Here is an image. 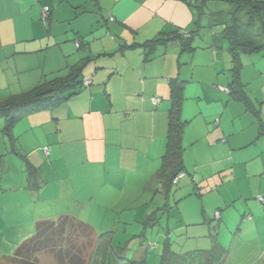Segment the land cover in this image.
I'll list each match as a JSON object with an SVG mask.
<instances>
[{
	"label": "crops",
	"instance_id": "1",
	"mask_svg": "<svg viewBox=\"0 0 264 264\" xmlns=\"http://www.w3.org/2000/svg\"><path fill=\"white\" fill-rule=\"evenodd\" d=\"M232 8L221 0H0V102L82 60L92 80L59 106L22 115L9 136L0 119V257L40 219L69 215L108 231L112 222L100 218L131 191L152 196L166 150L168 83L180 77L188 121L180 180L214 186L221 225H212L205 198L204 221L217 236L222 223L233 233L229 246L216 239L219 264H264V51L242 56L249 109L229 91L231 57L220 38ZM88 11L99 16L88 20ZM206 20L210 30L200 33ZM175 31H198L195 50L176 38L144 60L142 44Z\"/></svg>",
	"mask_w": 264,
	"mask_h": 264
},
{
	"label": "trees",
	"instance_id": "2",
	"mask_svg": "<svg viewBox=\"0 0 264 264\" xmlns=\"http://www.w3.org/2000/svg\"><path fill=\"white\" fill-rule=\"evenodd\" d=\"M221 1L233 7L230 18L224 22L220 33V38L228 43L231 57L229 91L251 108L250 97L245 91L240 72L244 65L242 59L244 54L264 51V0ZM47 20L48 17L43 21ZM198 34V31H175L170 38L151 39L142 44L145 49L144 60L150 61L158 56V47H163L165 50L168 42L176 38L182 41L184 51H194L196 46L193 41ZM76 46L80 48L84 43L78 40ZM87 60L60 69L51 75L44 74L33 88L0 102V117L6 121L4 133L9 136L11 129L22 115L53 109L78 94L83 87H89L92 80L84 78V66ZM186 83L187 81L180 77L171 78L168 83L170 97L167 108L166 150L161 156V165L157 172V178L160 180L159 188L164 189L166 203L148 215L144 222L146 224H154L159 220L161 211L171 208L169 196L175 184L179 182V178L186 172L183 136L188 121L182 117ZM153 102L158 105L161 99L153 97ZM262 133L264 134V128ZM44 152L49 155V148L44 147ZM29 172L34 177L35 169L30 167ZM158 190L160 189H155ZM217 245L215 240L212 249L218 248ZM91 248L93 253L88 257L87 252ZM45 252L50 253L56 264H147L146 258H130L125 246L114 245L112 232H97L90 223L69 215L57 219L38 220L35 233L21 242L13 254L0 257V264H40L39 258ZM217 253L222 257L221 252L217 251ZM217 253L213 255L214 260H217ZM209 256L212 257V254ZM182 261L175 258L171 248L166 247L160 264H188ZM192 264L213 263L193 261Z\"/></svg>",
	"mask_w": 264,
	"mask_h": 264
},
{
	"label": "rangeland",
	"instance_id": "3",
	"mask_svg": "<svg viewBox=\"0 0 264 264\" xmlns=\"http://www.w3.org/2000/svg\"><path fill=\"white\" fill-rule=\"evenodd\" d=\"M93 15L98 14L94 11H88L85 17L89 20V17ZM205 25L206 27H202L200 33L209 32L207 31L210 30L207 20L205 21ZM113 36L115 37V33ZM86 40L84 41V47L88 45ZM199 40L201 41L200 38ZM195 41H193L194 44ZM223 42L228 45L226 41ZM196 44H198V41H196ZM160 48L164 50L163 47ZM109 57H112L110 60L112 62L114 56ZM0 119L3 120V118ZM160 165L161 163L158 166ZM205 169L208 170L210 167H206ZM203 172L204 169H201V173ZM184 176L185 174L179 178V181L183 183L180 184L178 182L175 184L176 186H174L169 196L168 201L172 205L171 208L161 211L159 220L154 222V224L151 225L144 222L154 208L157 209V207L163 206L166 203L162 199L164 195L163 188L162 190L159 188L160 190L158 191L154 190L152 196L149 195L150 191H147L144 195L142 191L141 193L139 192L140 195H136L131 191V195L134 194L133 197L128 196V202H119L118 206H116L117 210L115 214H112L113 212L107 213L108 216L100 218L102 221L112 222L113 225L108 231L113 234V244L125 246L128 257L136 259L146 258L147 264H160L165 249L168 247L175 254V258L183 260V263L192 264L193 261H212L213 264H219L221 262L222 257L217 253V248L212 249L214 241L217 239L220 244L226 243L229 246L233 239V233L227 234L229 231L227 225L222 223V227L220 230L218 229L217 236V233H213L207 222L204 221L203 198H205L204 204L206 205L205 213L209 214L212 225L218 227L221 225V223L219 224L214 219L215 211L217 210L215 208L216 196L209 194L215 191L213 190L214 186L210 185L209 188L195 187V182L191 181V176L187 175L188 179L180 180ZM199 192H203L202 194H204L200 198L198 197L200 196ZM242 222H245V220H242ZM137 251L139 254L138 258L136 257ZM13 253L14 251L11 254ZM87 253V256L91 257L93 249L91 248ZM215 253H217V260L213 259ZM210 254H212V257L209 256ZM39 261L40 264H56L50 253L47 252L41 254Z\"/></svg>",
	"mask_w": 264,
	"mask_h": 264
},
{
	"label": "built area",
	"instance_id": "4",
	"mask_svg": "<svg viewBox=\"0 0 264 264\" xmlns=\"http://www.w3.org/2000/svg\"><path fill=\"white\" fill-rule=\"evenodd\" d=\"M49 11H50V8L48 6L44 7V9H43V20L44 21L47 19ZM260 199H262L264 201L263 197H260ZM217 215H219V214H217Z\"/></svg>",
	"mask_w": 264,
	"mask_h": 264
}]
</instances>
